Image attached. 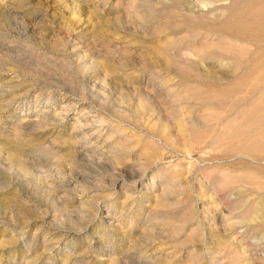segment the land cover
I'll list each match as a JSON object with an SVG mask.
<instances>
[{"label": "rangeland", "instance_id": "rangeland-1", "mask_svg": "<svg viewBox=\"0 0 264 264\" xmlns=\"http://www.w3.org/2000/svg\"><path fill=\"white\" fill-rule=\"evenodd\" d=\"M247 5L0 0V264H264V159L218 138L257 94L194 97Z\"/></svg>", "mask_w": 264, "mask_h": 264}, {"label": "bare ground", "instance_id": "bare-ground-1", "mask_svg": "<svg viewBox=\"0 0 264 264\" xmlns=\"http://www.w3.org/2000/svg\"><path fill=\"white\" fill-rule=\"evenodd\" d=\"M243 1L248 4L245 13L241 16L237 15L234 20L228 16L219 27L221 32H229L236 39V51L234 52L231 43L220 44L217 51H206V59L212 58L215 61H211L208 67L203 65L204 69L200 66L197 76L198 80L204 78L212 83L231 77L230 86L212 93L196 91L194 97L195 99L204 100L207 108L220 111L222 116V114L229 112L228 104L222 102V97L235 94L241 95V93H256V99H252V102H249L247 106L238 110L240 112L239 117L227 119L225 125L229 129L230 135H226V137L222 133L218 135V138L221 140L227 138L232 142V145L224 150L221 156H236L238 158H244V156L247 158L248 156L252 159H264V0ZM246 42H252L256 49L250 50L249 46L243 45ZM206 59L203 58V61L205 62ZM219 61L221 63H219L220 67L224 65L225 61L227 65H224V69L227 67L225 70H219L220 68L217 66ZM242 67L243 70L241 71ZM220 114L216 115L220 116ZM261 164L264 163L261 162ZM257 168L260 173L264 174V166ZM249 179L251 177L246 176L241 181H248ZM256 188L263 189L264 183L257 182ZM201 189L203 188L201 187ZM262 200L248 201L243 198L232 202V205H235V207L244 206L248 212L261 211L264 208V198ZM217 205H220V203H217ZM225 210L228 214L224 215V218L229 219L230 210L226 208Z\"/></svg>", "mask_w": 264, "mask_h": 264}]
</instances>
